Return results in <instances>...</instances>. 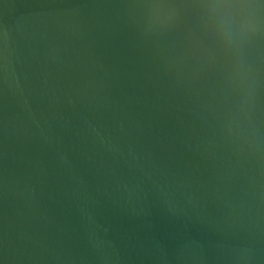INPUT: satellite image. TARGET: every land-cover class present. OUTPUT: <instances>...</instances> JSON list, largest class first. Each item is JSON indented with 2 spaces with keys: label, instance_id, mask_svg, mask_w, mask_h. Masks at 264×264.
Returning a JSON list of instances; mask_svg holds the SVG:
<instances>
[{
  "label": "water",
  "instance_id": "1",
  "mask_svg": "<svg viewBox=\"0 0 264 264\" xmlns=\"http://www.w3.org/2000/svg\"><path fill=\"white\" fill-rule=\"evenodd\" d=\"M0 264H264V0H0Z\"/></svg>",
  "mask_w": 264,
  "mask_h": 264
}]
</instances>
